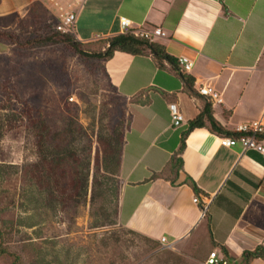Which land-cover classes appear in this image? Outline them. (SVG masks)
I'll list each match as a JSON object with an SVG mask.
<instances>
[{
  "label": "crops",
  "instance_id": "1",
  "mask_svg": "<svg viewBox=\"0 0 264 264\" xmlns=\"http://www.w3.org/2000/svg\"><path fill=\"white\" fill-rule=\"evenodd\" d=\"M37 3L58 23L75 15L73 33L83 43L122 34L126 18L134 30L161 28L166 36L153 41L176 61L195 62L189 74L169 63L160 69L152 56L117 52L106 63L122 96L146 102L129 105L120 172L124 227L170 244L205 230L214 250H224L235 264H264L244 258L264 246L263 156L240 145L223 147L209 129L192 131L179 154L183 133L208 99L199 93L203 86L221 96L212 109L226 130L264 127V0H0V16ZM171 104L185 118L180 127L173 126Z\"/></svg>",
  "mask_w": 264,
  "mask_h": 264
},
{
  "label": "rangeland",
  "instance_id": "2",
  "mask_svg": "<svg viewBox=\"0 0 264 264\" xmlns=\"http://www.w3.org/2000/svg\"><path fill=\"white\" fill-rule=\"evenodd\" d=\"M38 4L0 16V30L20 44L57 30L58 21ZM103 40L86 50L99 53ZM130 104L111 87L102 61L65 45L0 40V250L6 251L0 264L15 257L20 264L205 263L215 249L207 231L154 246L124 227L120 201L102 210L112 176L98 138L116 127L126 131ZM76 130L85 131L82 139L69 133ZM45 131L47 144L41 143ZM71 147L76 158L61 161ZM117 181L122 187L121 174Z\"/></svg>",
  "mask_w": 264,
  "mask_h": 264
},
{
  "label": "trees",
  "instance_id": "3",
  "mask_svg": "<svg viewBox=\"0 0 264 264\" xmlns=\"http://www.w3.org/2000/svg\"><path fill=\"white\" fill-rule=\"evenodd\" d=\"M40 7L44 8L41 4ZM45 10V8H44ZM48 11V10H47ZM72 33V32H71ZM0 40H8L15 42L17 45H39V46H49V45H65L67 46L71 51H73L76 55L80 56L81 58H93L99 61L104 62V71L109 79L111 87L117 92V94L122 98L124 101V104L128 103H137V104H145L144 101H139V98H132L129 99L127 97L122 96L118 89L112 84L110 77L106 70V63L109 62L114 55L117 52L126 53L135 57H141V56H152L158 67L161 69L164 67L165 63H169L175 68H178V60L176 61L173 57L167 54L165 48L154 41L146 40L141 37H137L132 34H119L114 37H109L104 39L105 41V47L104 50L100 51L99 53H90L86 50V48L89 47V45L92 42L83 43L80 40L77 39L75 35L68 34V33H62L58 30H51L46 36L38 37L34 40L28 41L26 44H20L17 37L12 35L9 32H4L0 30ZM189 87H193V82L188 80ZM213 102L210 99H206L204 106L201 110L200 115L197 119L190 122L188 130L183 133L181 138V149L179 151V154H181L185 148H186V140L189 136V134L196 130V129H209L212 133L216 135L222 136H229V137H236L239 134L236 132H230L226 130L214 117L213 109H212ZM130 118L132 119V116L130 115ZM131 119L129 121L128 127L126 131L121 132V129L119 128H113L111 131L107 132L106 135H101L98 138V141L102 147V153H103V167L108 172L112 178H109V184H112V186H108V183H106V189L104 191L103 196V207L102 210H105L108 212V207L111 205V203L116 202L119 206L120 201V195H121V184L117 181V178L120 176L121 167H122V158H123V151H124V145H125V137L127 132L130 129L131 126ZM48 131H45L41 134V143L47 144V138H48ZM85 131L83 130H76L74 132H69L72 135H75L74 138L76 139H82ZM62 141H67L66 139H62ZM77 149L75 147H71L70 149H66L65 151L61 152V161H64V159L67 158H73L75 159L77 156ZM78 161V159H77ZM58 163H61L58 161ZM181 164L182 160L179 158L176 160V164ZM4 171L0 170V177L3 175ZM159 175H154V179L157 178ZM114 177V178H113ZM116 179V180H115ZM78 186L74 187V190H76ZM79 189V187H78ZM78 192V190H76ZM78 196L80 198H84L85 193L81 194L79 192ZM107 220L109 219V215H105ZM1 231V230H0ZM2 232V231H1ZM130 232L137 234L141 237H144L148 242L154 244V246H160V242L154 241L148 237H145L137 232H134L130 230ZM2 235L0 233V239L2 240ZM226 255L227 253L222 250ZM6 254L5 250H0V255ZM228 256V255H227ZM245 261H250L252 259H262L264 260V246L258 247L254 252H247L244 255ZM13 264H20L19 258L15 257V261Z\"/></svg>",
  "mask_w": 264,
  "mask_h": 264
},
{
  "label": "built area",
  "instance_id": "4",
  "mask_svg": "<svg viewBox=\"0 0 264 264\" xmlns=\"http://www.w3.org/2000/svg\"><path fill=\"white\" fill-rule=\"evenodd\" d=\"M75 21V15L71 14L65 16L59 23L57 30L62 33L73 32ZM120 24L122 28V34H132L151 41H153L155 38L166 36L165 32H163L161 28L134 30L132 28V23L126 18H121ZM96 39L104 38L98 36ZM194 66L195 62L191 58L183 56L178 59V68L182 74H189L193 70ZM199 93L202 96L212 100L213 103H222L221 96L211 86L201 87ZM170 112L173 126L180 127L183 124L185 118L181 113L179 107L176 104H171ZM236 133L239 134L236 137L222 136L220 139L221 146L234 148L240 145L244 151L258 152L264 158V127L261 124L253 123L239 126L236 130ZM194 202L199 203L200 198H195ZM160 243L167 246L172 245L168 242L167 238H162V240H160ZM204 264H235V262L222 250H213L208 255Z\"/></svg>",
  "mask_w": 264,
  "mask_h": 264
}]
</instances>
